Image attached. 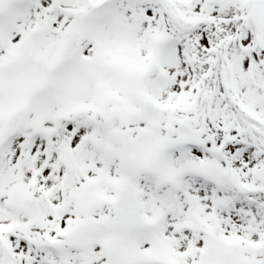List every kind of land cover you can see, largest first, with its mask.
<instances>
[{"label": "snow or ice", "instance_id": "1", "mask_svg": "<svg viewBox=\"0 0 264 264\" xmlns=\"http://www.w3.org/2000/svg\"><path fill=\"white\" fill-rule=\"evenodd\" d=\"M0 264H264V0H0Z\"/></svg>", "mask_w": 264, "mask_h": 264}]
</instances>
